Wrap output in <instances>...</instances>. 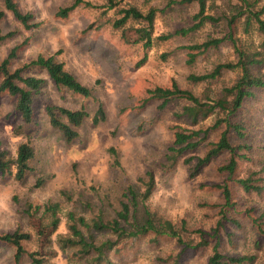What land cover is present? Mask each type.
<instances>
[{
  "label": "trees",
  "instance_id": "1",
  "mask_svg": "<svg viewBox=\"0 0 264 264\" xmlns=\"http://www.w3.org/2000/svg\"><path fill=\"white\" fill-rule=\"evenodd\" d=\"M0 2L25 30L39 25L31 13L19 9L17 0ZM172 3L195 7L190 23L160 34L154 33L156 9L150 6L141 11L128 0H105L102 5L74 0L57 11L65 16L79 4L104 8L103 11L117 8L115 12L119 16L111 21V26L123 29L126 24H132L129 30L135 36L133 41L144 50L154 41L196 35L209 24L219 31L180 46L185 63L192 65L198 56L224 45L230 48L232 57L214 62L202 73L186 75L189 85H202L198 92L180 86L174 79L168 86L147 88L142 103L157 102V113L167 111L173 120L169 126L171 140L156 167L145 169L133 183L120 185L112 205L91 207L85 203L83 213L66 210L62 217L59 200L35 205L33 210L40 208L46 221L37 234L52 235L56 250L42 253L26 249L24 243L31 239L30 234L15 228L0 233V244L12 249V264H48V256H54L57 250L67 253L78 264H112L110 254L142 239L157 250L171 245L168 254L156 256L158 264H185V256L193 254L204 256L201 264H264V210L243 206L237 199L239 193L264 197V144L258 140L250 106L264 94V0H173ZM3 16L0 10V20ZM11 35L12 32H0V42ZM24 43L25 40L13 45L0 59V93L9 97V116L19 117L25 124L31 121L33 103L45 84L40 73L57 90L83 97L91 95V88L80 83L54 54L39 53L27 62L14 64ZM143 60L144 56L136 65ZM229 72H236L230 83L223 77ZM44 111L49 125L60 131L66 143L77 136L71 126L78 127L85 120L92 125L104 120L101 105L92 116L82 108L68 109L53 104H46ZM109 151L116 164L114 149ZM33 155L28 141L19 142L14 155L0 149V176L22 180L33 170L30 165ZM218 158L220 162L214 167L217 180L212 184L218 200L209 206L216 210L217 218L207 229L190 227L184 218L171 220L150 207L148 199L157 182L156 169L167 174L181 164L187 177L193 178ZM38 184L39 180L35 185ZM60 196L71 200L67 192L61 191ZM244 222L254 234L251 241L254 251L240 253L223 248V242H233Z\"/></svg>",
  "mask_w": 264,
  "mask_h": 264
},
{
  "label": "rangeland",
  "instance_id": "2",
  "mask_svg": "<svg viewBox=\"0 0 264 264\" xmlns=\"http://www.w3.org/2000/svg\"><path fill=\"white\" fill-rule=\"evenodd\" d=\"M73 1L17 0L19 9L31 13L33 21L39 24L29 30L5 11L0 2V10L4 12L0 32H12L9 38L0 42V59L10 47L25 40L14 64L27 62L39 53L54 54L80 83L91 88V95L87 97L57 90L40 73L45 84L33 103L31 121L26 124L21 118L8 115L9 97L0 93V149L14 155L16 145L28 141L34 154L30 162L33 170L22 180L0 176V233L15 228L26 231L31 239L24 243L25 248L42 253L54 252L56 244L52 235L38 236L37 232L46 221L40 208L33 210L35 205L59 200L61 217L66 210L83 213L85 203L91 207L112 205L120 185L133 183L145 169L156 167L171 140L169 126L173 120L167 111L157 113V102L142 103L147 96L145 90L155 85L168 86L174 79L180 86L198 92L202 85H189L186 75L202 73L214 62L232 57L230 48L224 45L198 56L192 65L185 63L184 50L180 46L219 31L209 24L196 35L154 41L144 50L140 43L133 41L135 36L129 30L132 24H126L123 29L111 26V21L119 16L115 12L117 8L103 11L104 8L79 4L65 16L57 14L60 8ZM82 1L92 5L105 2ZM172 1L128 0L141 11L150 6L156 9L155 34L190 23L195 7L178 6ZM143 56L142 63L136 65ZM223 77L230 83L236 72L224 73ZM220 84L219 80L217 86ZM46 104L82 108L90 116L101 105L104 120L95 125L85 120L78 127L71 126L77 136L66 143L60 131L49 125L44 111ZM250 106L258 140L264 144V94ZM109 148L115 151L116 164ZM219 162V158L215 159L193 178L187 177L181 164L167 174L156 169L157 182L148 199L150 207L171 220L184 218L190 227L207 229L217 218L216 210L209 206L218 200L212 184L217 180L214 167ZM37 180L39 184L35 185ZM61 191L69 193L71 200L66 201L60 196ZM237 199L243 206L264 210V197L239 193ZM28 204L30 207L27 208ZM253 238L251 227L244 222L233 242H223L222 246L235 252H252ZM170 249L171 245H165L157 250L142 239L122 246L110 254L109 259L112 264H158L156 256H165ZM57 251L54 256H48V264H78L67 253ZM11 255L12 249L0 244V264H12ZM203 259L204 256L193 254L185 256L184 261L185 264H201Z\"/></svg>",
  "mask_w": 264,
  "mask_h": 264
}]
</instances>
